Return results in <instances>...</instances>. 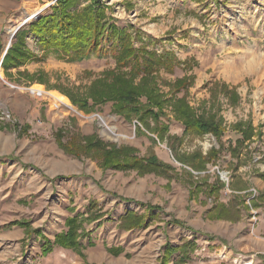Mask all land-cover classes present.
Instances as JSON below:
<instances>
[{"label":"rangeland","instance_id":"374dc122","mask_svg":"<svg viewBox=\"0 0 264 264\" xmlns=\"http://www.w3.org/2000/svg\"><path fill=\"white\" fill-rule=\"evenodd\" d=\"M56 2L0 0V264H158L167 242L176 246L184 239L196 243L184 264H248L222 237L228 220L209 218V210L232 202L251 218L264 201V0H100L98 44L105 52L70 60L42 52L27 36L36 56L6 75L1 62L15 33ZM90 4L78 0L70 9ZM10 26L16 29L9 41ZM124 44L168 51L179 63L172 72L160 68L146 79L133 76L130 65L116 66L110 50ZM180 78L185 83L177 88ZM34 85L45 94H34ZM131 86L141 90L137 99L144 108L149 96L162 97L167 116L161 120H169L162 138L151 118L143 123L115 110L117 93ZM52 91L69 106L54 103L47 94ZM72 99L87 100L86 109ZM179 99L196 117L214 114L221 138L185 133L175 120ZM58 131L63 142L96 135L134 147L138 155L152 147L173 169L139 174L102 167L90 156L65 151ZM212 148L216 157L204 161L201 155ZM214 180L224 184L218 195L208 191ZM252 188L257 195L246 208L241 199ZM255 199L261 203L253 205ZM127 210L142 214L144 224L120 228L119 216ZM69 238L73 244H65ZM46 239L51 251L42 255Z\"/></svg>","mask_w":264,"mask_h":264},{"label":"trees","instance_id":"16d2710c","mask_svg":"<svg viewBox=\"0 0 264 264\" xmlns=\"http://www.w3.org/2000/svg\"><path fill=\"white\" fill-rule=\"evenodd\" d=\"M78 0H57L50 12L39 16L28 26V29H19L15 33V40L7 49L1 66L3 72L9 74L8 69L11 67L20 66L36 56V54L26 46V37L32 36L35 39L39 50L47 52L53 50L59 57L70 60L81 59L94 53L105 52L107 48H100L98 44V35L101 30V22L103 13L99 7L100 0H91L88 9L81 11H72L70 7ZM110 50L116 59V66L121 69L124 66L130 65L131 74H142V78L146 79L153 72L160 68L167 72H172L173 68L179 63L168 51L163 54H157L155 51L148 50L144 46L134 49L131 44L113 45ZM118 79H121L118 76ZM185 80L177 79L174 85L179 88L183 87ZM141 90L133 89V86L122 89L117 93L119 96L120 105L115 106V110L130 119L131 116H136L137 120L146 123V119L151 118L155 122V129L161 136L169 130L168 122H162L161 118L167 116L163 110L162 97L149 96L150 106L144 108L138 102L137 95ZM147 91H152L151 89ZM107 97V96H104ZM73 104L79 109H86L87 100L72 99ZM176 121H180L185 133L193 132L195 134L212 133L217 139H220L224 130L220 123L213 115L206 117L194 116V110L183 99L177 100ZM155 107V108H154ZM57 141L65 151L73 155L80 156L85 154L98 161L102 167H112L119 170H137L138 173L158 172L159 170L169 171L173 166L160 159L152 147H148L146 154L138 155V150L130 146H116L115 143H107L96 135H75L68 141L61 140L60 131L57 132ZM153 144L154 139H150ZM220 148V146H219ZM137 152V155H136ZM218 149H210L205 156H202L204 161H208L216 157ZM189 159H196L194 156H187ZM188 158H177L182 163H189ZM219 183V184H218ZM230 185V184H229ZM209 193L218 195L224 184L214 180L209 184ZM241 191L243 189H235ZM236 193V192H234ZM216 197V196H215ZM244 207H248L245 203V197L241 199ZM253 201V200H252ZM254 205V204H253ZM231 202L226 204L219 202L212 206L209 210V218L212 219H227L230 221L238 220L240 212L238 208ZM239 207V206H237ZM142 214L135 211L127 210L119 216V227L124 230H129L135 227H141ZM173 223L182 225V222L174 219ZM71 234H59L58 237L64 236L67 239ZM72 238L65 240V244H73ZM44 244L41 248V253L46 254L51 251L50 241ZM196 248L194 240L184 239L181 244L173 246L169 242L165 244L162 255L159 258L158 264H184L189 258V253ZM178 252L176 258H172L173 253ZM172 258V259H171Z\"/></svg>","mask_w":264,"mask_h":264},{"label":"crops","instance_id":"0c3cea01","mask_svg":"<svg viewBox=\"0 0 264 264\" xmlns=\"http://www.w3.org/2000/svg\"><path fill=\"white\" fill-rule=\"evenodd\" d=\"M32 90L37 96L41 95V92L45 93L43 87L41 92H37L34 88H32ZM163 160L168 162V160L164 158ZM139 183L141 184V182ZM230 191L238 192V190L235 189ZM260 193L262 197H264V190H261ZM256 202L261 203L255 199L253 204H256ZM260 205H257L258 208L261 209L260 213L254 212L256 215L254 214L253 217L249 218L248 211H243L242 209L240 214L241 218L239 220H228L225 225H222L225 228V233L222 235L223 239H227L229 241V247L235 252L234 254L238 257H245L248 264H264V201H262ZM196 208L195 206V209ZM203 214H205V211H203ZM201 224H203V221ZM253 233L255 234L254 236H252ZM256 234H261L262 236L257 238ZM142 260L144 261L145 259Z\"/></svg>","mask_w":264,"mask_h":264},{"label":"bare ground","instance_id":"6f19581e","mask_svg":"<svg viewBox=\"0 0 264 264\" xmlns=\"http://www.w3.org/2000/svg\"><path fill=\"white\" fill-rule=\"evenodd\" d=\"M36 11V10H35ZM34 11V12H35ZM38 12V11H37ZM36 13V12H35ZM34 13V14H35ZM32 14H33V12H32ZM32 15L30 14V15H27L25 18H26V20L27 19H29L30 17H31ZM16 28L15 27H11L10 26V28L8 29V33H9V35H8V40L10 41V38H11V35H12V33H13V31L15 30ZM8 41V42H9ZM0 73H1V68H0ZM33 88L37 91V92H41L42 91V87L41 86H39V85H34L33 86ZM42 94H43V92H41ZM47 93V92H46ZM45 94V93H44ZM48 95H50L49 97L50 98H52L53 100L52 101H54V103H59L60 105L62 104L63 106L64 105H66V106H69L68 105V100L64 97V96H62V95H58L57 93H54L53 91L52 92H48L47 93ZM102 124H103V126H105V122L104 121H102ZM106 128V127H105ZM114 131V130H113Z\"/></svg>","mask_w":264,"mask_h":264},{"label":"built area","instance_id":"2783aa9c","mask_svg":"<svg viewBox=\"0 0 264 264\" xmlns=\"http://www.w3.org/2000/svg\"><path fill=\"white\" fill-rule=\"evenodd\" d=\"M229 191H230V190H229ZM249 191H250V190H249ZM256 195H257V194H256L255 189L252 188V191H251L250 196H247V197L245 198V203L249 205V204H250L249 202L251 201V198H254Z\"/></svg>","mask_w":264,"mask_h":264},{"label":"water","instance_id":"95a60500","mask_svg":"<svg viewBox=\"0 0 264 264\" xmlns=\"http://www.w3.org/2000/svg\"><path fill=\"white\" fill-rule=\"evenodd\" d=\"M12 35H14V32L12 33ZM12 35H11V36H12Z\"/></svg>","mask_w":264,"mask_h":264}]
</instances>
